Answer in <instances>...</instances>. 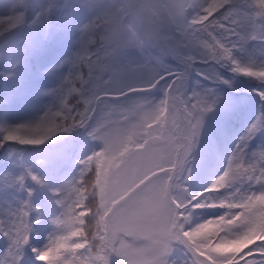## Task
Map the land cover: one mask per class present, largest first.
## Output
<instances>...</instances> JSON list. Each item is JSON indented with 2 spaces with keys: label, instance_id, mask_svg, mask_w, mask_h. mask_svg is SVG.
<instances>
[{
  "label": "snow or ice",
  "instance_id": "1",
  "mask_svg": "<svg viewBox=\"0 0 264 264\" xmlns=\"http://www.w3.org/2000/svg\"><path fill=\"white\" fill-rule=\"evenodd\" d=\"M100 10L113 22L135 15L156 38L137 34L133 51L108 46L95 15L65 62L57 102L35 121L0 128L3 143L38 147L79 129L99 146L58 188L30 169L10 178L15 206L0 199V264H23L44 221L49 242L32 249L41 264H177L181 250L183 264H264V148L249 150L264 117L210 186L191 189L204 117L219 102L214 86L227 83L216 69L264 83V54L257 65L249 47L264 44V0H105ZM51 12L36 23L46 25ZM23 19H0V34ZM153 90L155 103L146 99ZM198 209L224 212L193 224Z\"/></svg>",
  "mask_w": 264,
  "mask_h": 264
},
{
  "label": "trees",
  "instance_id": "2",
  "mask_svg": "<svg viewBox=\"0 0 264 264\" xmlns=\"http://www.w3.org/2000/svg\"><path fill=\"white\" fill-rule=\"evenodd\" d=\"M100 6L101 0H0V19L18 13L24 16L21 24L0 34V128L35 121L57 102V96L52 93L59 89L67 74L65 62L79 51L81 29L94 18ZM48 8L52 9L48 23L37 24L38 14ZM249 47L254 48L251 60L258 65L261 54H264V44L253 42ZM168 62L173 68L177 67V60L171 58ZM243 62L247 63L248 59ZM198 67L200 70L207 68L206 65ZM216 71L227 83L214 86L219 102L210 113L215 124L204 146L207 154L204 165L199 173H193V192L211 185L223 171L224 162L240 138L264 117V83L229 70L217 68ZM198 80L194 77L193 82ZM0 143H3L2 136ZM261 148H264V131L257 132L249 145L250 151ZM93 150H99V146L86 131L79 129L38 147L3 143L0 147V199L4 201L3 206H15L9 183L11 177L30 169L44 183L58 188L79 172L78 161ZM21 198L22 194H15V199ZM42 201L43 197L37 192L34 206L40 207ZM223 212L222 209H198L193 214V224ZM51 230L47 221L34 226L31 246L25 250L23 264H41L36 261L32 249L43 250L49 242ZM182 256L177 260L178 264H183L186 259L185 255Z\"/></svg>",
  "mask_w": 264,
  "mask_h": 264
},
{
  "label": "clouds",
  "instance_id": "3",
  "mask_svg": "<svg viewBox=\"0 0 264 264\" xmlns=\"http://www.w3.org/2000/svg\"><path fill=\"white\" fill-rule=\"evenodd\" d=\"M105 0H101L103 4ZM136 3L137 0H132ZM95 15L99 17L97 25L99 30V39L102 43L111 47H120L123 51L136 50L135 36L140 34L145 41H151L156 38V32L148 24L141 23L135 15L122 19L120 22H113L103 10L98 11ZM111 36L112 39H107Z\"/></svg>",
  "mask_w": 264,
  "mask_h": 264
},
{
  "label": "rangeland",
  "instance_id": "4",
  "mask_svg": "<svg viewBox=\"0 0 264 264\" xmlns=\"http://www.w3.org/2000/svg\"><path fill=\"white\" fill-rule=\"evenodd\" d=\"M173 59H175V58L173 57ZM157 92H159V91L153 90L152 93L146 97V99L153 102V103L158 102L161 98V93L159 92V94L157 95ZM24 122H28V121H24ZM20 123H22V122H20ZM213 123H214V120H213L212 113L209 112L204 117V127H203L202 133H201V140H200V144L198 146L197 153L195 154L196 155V162L194 164V173L195 172L199 173V171L201 170V166L204 165L203 162L206 160L207 154L205 153V147L204 146H205V143L207 142L206 140L208 139L209 134L211 132L210 129L215 124V123L214 124ZM13 125L14 124H11L10 126H13ZM208 128H209V130H208ZM182 255H184L183 250L176 253V258L178 261H179L180 257L183 258Z\"/></svg>",
  "mask_w": 264,
  "mask_h": 264
}]
</instances>
